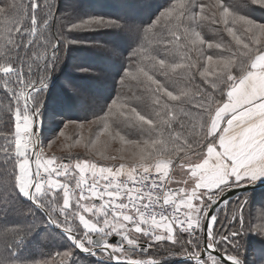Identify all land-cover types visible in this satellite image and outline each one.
Here are the masks:
<instances>
[{"label":"snow or ice","instance_id":"1","mask_svg":"<svg viewBox=\"0 0 264 264\" xmlns=\"http://www.w3.org/2000/svg\"><path fill=\"white\" fill-rule=\"evenodd\" d=\"M247 3L264 9V0ZM60 7L0 0V264H76L74 251L101 264H163L150 255L163 245L194 264H244L237 238L264 234V209L254 223L241 201L226 214L227 231L218 216L225 193L264 179V22L225 0H169L146 26ZM206 25L221 39H205ZM121 27L139 36L119 80L126 91L103 115L67 121L74 135L62 130L47 143L65 137L66 155H46L44 94L60 53L91 44L120 55L69 37ZM38 213L68 243L29 260L20 251Z\"/></svg>","mask_w":264,"mask_h":264},{"label":"trees","instance_id":"2","mask_svg":"<svg viewBox=\"0 0 264 264\" xmlns=\"http://www.w3.org/2000/svg\"><path fill=\"white\" fill-rule=\"evenodd\" d=\"M205 2L212 4L215 0H205ZM59 3L61 6L60 12H71L77 17L105 16L121 20L125 24L146 26L155 20L158 11L162 6L169 3V0H59ZM225 3H229L233 10L241 15H249L252 19L264 22V9L255 6L248 7L247 0H225ZM54 15H58L56 10H54ZM202 34L208 40L218 41L221 39L220 34L215 30V26L206 25ZM69 39L100 40L102 43L111 44L118 49L120 55H114L110 50L101 49L91 44H70L60 53L61 62L51 73L44 94L41 119L56 118L58 121L61 119L63 122L92 120L96 116L103 115L106 106L118 94L126 91L119 80L127 67L129 53L139 43L137 34L121 27L77 32L72 34ZM224 39H227V37L225 36ZM82 69H87V71ZM99 94H103V97ZM3 95V92L0 91V106L5 103ZM56 121L55 125L50 126V134L56 133L61 128L59 126L61 121L59 123H56ZM43 133H46V130H43ZM131 138L138 137L133 134ZM79 153L83 158L84 154ZM65 155L61 152L56 153L57 157H64ZM3 191V187H0V193H3ZM241 201H247L245 207L246 219L250 213L255 216L258 210L264 209V189L251 191L239 198L230 200L228 207L222 208L223 211L219 212L218 219L224 221L222 231L228 230L226 214ZM18 207L22 211H26L27 201H21ZM11 219L20 221L22 218L13 217ZM27 222L35 223V230L31 234L26 247L20 251L22 257L29 260H44L49 258L50 254L62 251L67 246L68 241L61 235L60 230L48 223L42 213H38L34 221L29 219ZM253 222H260V217L255 216ZM8 226L11 227L12 224L9 223ZM216 227L219 228L220 225L218 224ZM236 227L238 226L233 227L232 230H236ZM242 231L243 233L237 238V242L240 245L239 253L244 264H264V234L254 231ZM168 247V245H163L150 252V255L157 259L170 255H180L168 252L166 250ZM73 259L76 264H101L95 258L79 251H74ZM167 264L192 263L175 258Z\"/></svg>","mask_w":264,"mask_h":264},{"label":"rangeland","instance_id":"3","mask_svg":"<svg viewBox=\"0 0 264 264\" xmlns=\"http://www.w3.org/2000/svg\"><path fill=\"white\" fill-rule=\"evenodd\" d=\"M99 95L101 97H103V94H99ZM54 106H53V108H54ZM59 109H60V106H59ZM64 110H65V107H64ZM56 120H57L56 118H54V119L50 118V119H46V120L45 119H42L43 127L41 129V133H42V136H44L46 138L45 139V153H46V155H49V156L52 155V154H55L56 155L57 152H61L62 154H66L64 151L61 150L62 143L66 142L65 141V137H59V139L56 140V143L53 144L51 150H49L47 148V143L49 141L53 140V139H56V137L59 135L60 131H62V130L65 131V136H73L74 135V129L72 128L71 125L69 126L68 129H64L63 126H64V124L66 122L61 121V119H59V121L58 120L56 121ZM55 121H56V123H59L61 121V123L59 125L61 128L59 127L60 129L58 128L59 131H57L56 133L50 134V130H49L50 129V126L55 125ZM43 130H46V133H43ZM85 136H87V131H85ZM74 151L83 153L82 150H80V149H76ZM174 175H175V177L177 179L181 178L180 177L179 169H176L175 170ZM258 181H260V180H258ZM222 208H225V207L223 206V207H221V209ZM189 251H191V249H189ZM83 254L87 255L86 253H83ZM175 258H179L181 260H186L187 262H191L192 264H194V262L191 259H188V258H186V257H184L182 255H178V256L170 255V256L161 258V260H164L163 264H167V262H170V260L175 259Z\"/></svg>","mask_w":264,"mask_h":264},{"label":"water","instance_id":"4","mask_svg":"<svg viewBox=\"0 0 264 264\" xmlns=\"http://www.w3.org/2000/svg\"><path fill=\"white\" fill-rule=\"evenodd\" d=\"M258 189H264V179L260 180V181H256L254 183L251 184H247V185H242L240 187H234L231 189L230 192L225 193V198L228 200V202L234 198H239L241 195L251 192V191H255ZM224 205L221 204L220 208L223 207Z\"/></svg>","mask_w":264,"mask_h":264},{"label":"built area","instance_id":"5","mask_svg":"<svg viewBox=\"0 0 264 264\" xmlns=\"http://www.w3.org/2000/svg\"><path fill=\"white\" fill-rule=\"evenodd\" d=\"M186 238H188V237H186Z\"/></svg>","mask_w":264,"mask_h":264}]
</instances>
